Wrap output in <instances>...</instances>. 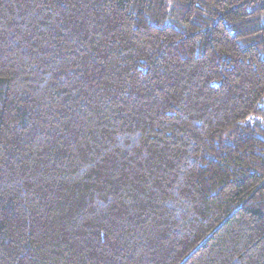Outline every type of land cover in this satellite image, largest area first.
<instances>
[{
	"label": "trees",
	"instance_id": "trees-1",
	"mask_svg": "<svg viewBox=\"0 0 264 264\" xmlns=\"http://www.w3.org/2000/svg\"><path fill=\"white\" fill-rule=\"evenodd\" d=\"M0 264H264V0H0Z\"/></svg>",
	"mask_w": 264,
	"mask_h": 264
}]
</instances>
